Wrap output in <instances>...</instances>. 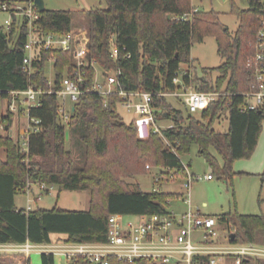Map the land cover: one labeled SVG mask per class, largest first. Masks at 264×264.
<instances>
[{
  "label": "trees",
  "instance_id": "obj_1",
  "mask_svg": "<svg viewBox=\"0 0 264 264\" xmlns=\"http://www.w3.org/2000/svg\"><path fill=\"white\" fill-rule=\"evenodd\" d=\"M106 1L107 8L88 11L89 57L103 70H121L124 89L154 93L179 89L173 83L174 76L183 68L196 70L193 45L213 36L223 62L216 68L204 67L205 76L194 74L193 82L200 91L225 94L201 111L200 117L174 106L166 97H156L155 105L161 108L156 120L170 119L173 126L163 129V135L153 133L141 139L134 123L119 112L118 95L105 99L94 92L82 94L73 103L70 121L65 125L60 120L58 95L45 93L41 105L30 110L31 117L41 120L42 130L30 134L28 164L19 142L9 134L14 114L4 113L0 106V244L47 243L56 239L54 235H65L75 242L106 241L112 214L170 215L169 200L179 197L178 193L133 189L126 180L144 174L147 164L159 167L166 176L169 170L185 176L182 155L197 145L213 172L230 182L235 175L234 162L250 158L256 149L264 110L245 109L243 93L256 84L255 71L248 62L254 55L253 42L264 18V0H248L247 8L232 3L231 13L240 20L234 33L221 21L218 11L199 7L193 11L192 0ZM191 12L189 20L174 18ZM72 19L71 10L46 8L41 11L40 24L47 31L66 33L73 29ZM11 36L10 42L0 28V89L24 90L34 85L59 90L71 72L72 55L43 50L34 73L28 75L22 68L25 29L14 27ZM114 47L117 56L113 55ZM51 55L56 58L53 86L46 74ZM213 70L220 73L215 83L207 77ZM93 76L94 69L90 67L87 83ZM224 114L229 126L223 131L217 129L216 123ZM67 129L71 148L67 147ZM260 177L264 190V172ZM28 182L57 185L60 191L89 190L90 207H36L26 211L17 205L16 197L25 193ZM219 219L234 231L237 241L264 244V214L235 209ZM41 261L56 264L52 254H42ZM256 263L264 264V259ZM68 264L92 263L79 260ZM110 264L131 263L113 259Z\"/></svg>",
  "mask_w": 264,
  "mask_h": 264
},
{
  "label": "built area",
  "instance_id": "obj_2",
  "mask_svg": "<svg viewBox=\"0 0 264 264\" xmlns=\"http://www.w3.org/2000/svg\"><path fill=\"white\" fill-rule=\"evenodd\" d=\"M195 6L193 11H197ZM0 11L8 14V17L0 23V28L11 42V31L25 29L26 44L23 59V71L31 75L35 71V64L41 59L43 50H61L72 55V68L66 75L62 87L55 90L50 87L45 90L42 87L30 85L24 90L0 89V106L5 112H12L15 118L26 116L24 128L13 137L12 129L9 134L19 142L21 152L26 154L25 163L29 162V137L33 132L42 130L41 120L31 117L32 107L41 105L42 96L45 93H55L60 99V120L67 125L70 121L71 108H67L65 98L69 97L74 103L84 93H97L107 99L111 95L121 98L119 105L134 115L131 122L134 123L138 137L148 139L151 134H162L163 127L157 123L156 112L161 108L155 105V99L163 97H179L192 114L200 113L207 109L211 102L225 94L222 91H200L193 82V68H183L173 78V83L179 89L172 92H150L141 90H126L123 88L122 71L103 70L96 60L89 57V32L87 29H72L61 33L47 31L40 24L41 10L35 0H0ZM192 12L181 16H174L180 20L192 18ZM254 55L249 58V65L255 71L254 89L244 92L246 97L245 109L264 110V18L260 22L255 40L253 42ZM113 55L117 56V48H113ZM56 58L51 55L47 62L48 83L53 86L54 64ZM94 69L93 80L87 83L88 69ZM52 77V78H51ZM189 78L190 81H187ZM173 123L165 128H170ZM3 129V126H1ZM150 168V165L147 166ZM187 180L184 187L187 189V197L184 200L189 205L188 211L177 214L170 211V215L141 214L121 215L112 214L109 217L108 234L106 241L102 242H75L66 236L57 237L47 243L0 244V251H12L29 253L36 251L42 254H52L63 257L67 262L84 260L92 264H110L113 259L135 264L144 261L147 264H244V261H256L264 259V244L255 242H240L231 240L234 231L227 228V241L222 240L219 229L220 219L194 210L191 205L190 189L194 180L205 178L214 179L213 174L196 176L184 165ZM159 173L162 174L160 170ZM177 176L175 171L169 170L167 180ZM160 181V177L157 178ZM33 183L28 182L25 190L27 205L26 211L33 209V203L41 198V194L30 191ZM40 190H50L51 185L37 183ZM200 232V234H197Z\"/></svg>",
  "mask_w": 264,
  "mask_h": 264
},
{
  "label": "rangeland",
  "instance_id": "obj_3",
  "mask_svg": "<svg viewBox=\"0 0 264 264\" xmlns=\"http://www.w3.org/2000/svg\"><path fill=\"white\" fill-rule=\"evenodd\" d=\"M47 9H65L73 12L72 25L73 28L87 29L88 30V11L96 8H107L106 0H44ZM235 2L241 8L249 6L248 0H192V3L203 10H216L220 13L221 21L227 25L232 33H234L240 23L239 18L231 13L232 3ZM8 14L0 11V23L3 22ZM192 57L194 58L195 76L203 78V68H216L222 62L223 58L218 52L217 41L213 36H208L201 43H196L192 47ZM217 70H213L207 74L211 83H215L219 76ZM52 78V77H51ZM196 85V82L194 81ZM167 100L176 107L185 109L186 106L179 97H167ZM67 108H71L73 102L69 97L65 98ZM119 112L126 121L131 122L134 115L133 112L127 111L123 105H119ZM200 117V113L196 114ZM16 121V122H15ZM15 122V124H14ZM157 123L165 129L168 124L172 123L170 119H163ZM26 124V116L21 115L19 119L13 121V137L16 138L18 133L24 128ZM67 147L71 148L70 132L67 129ZM182 161L189 167L190 172L196 176H203L205 174H213L214 179L208 180L200 178L194 180L190 189L192 209H200L201 212L220 217L223 213L236 209L253 214H264V190L262 189V181L258 175H245L237 174L233 176L232 181L226 182L213 172L212 167L208 164L205 157L199 153L197 145H193L191 151L182 155ZM221 162L222 158L219 157ZM248 159V158H242ZM239 160V159H238ZM237 161V160H236ZM235 161V162H236ZM234 162V164H235ZM233 164V168H234ZM150 165V164H149ZM144 174H139L133 178H127L131 188L141 189L143 191L160 190L166 193H178L180 196L171 198L169 200L168 209L177 214L185 213L188 211L189 205L184 202L188 193L184 187V182L187 180L186 176H175L172 180H167V174L159 173L160 168L150 165ZM160 177V181L157 178ZM38 188V187H36ZM41 198L37 199L33 206L51 209L55 206L69 209V210H87L90 207V192L89 190L75 191L64 190L60 191L59 186L53 185L47 192L45 190L37 189ZM36 190V191H37ZM19 203L26 200L25 194H19ZM206 203V205H204ZM219 229L221 238L227 241V224L220 221ZM197 234H200L198 232ZM55 237H63V235H54ZM13 253V252H12ZM22 259V264H27V255L24 253L14 252ZM29 264H42L41 253L33 251L29 253ZM17 259V258H16ZM56 264H68L65 259L55 256ZM152 264V263H151ZM158 264V263H154Z\"/></svg>",
  "mask_w": 264,
  "mask_h": 264
},
{
  "label": "crops",
  "instance_id": "obj_4",
  "mask_svg": "<svg viewBox=\"0 0 264 264\" xmlns=\"http://www.w3.org/2000/svg\"><path fill=\"white\" fill-rule=\"evenodd\" d=\"M17 119H19V118H17ZM14 120H16L15 117H14L13 121ZM15 122H14V124H15ZM12 125H13V123H12ZM228 126H229L228 120L226 119L225 114H224L216 123V127H217V129L224 131V130L228 129ZM12 127L13 126H11V129H13ZM233 169H234V172L237 174L258 175L259 177H260V174H262L264 172V122H263L261 135L259 137L258 144L256 146V149H255L253 155L248 159L237 160L234 164ZM36 187L40 188V186L37 183H33L30 187V191L34 194L38 193V190H37L38 188H36ZM22 195H24V194H22ZM16 203L19 207L25 208L27 205V200H25L24 204L19 203V198L17 196L16 197ZM204 205H206V203H204ZM33 208H36V206H33ZM236 210L240 213H246V211L241 212L237 207H236ZM230 211H233V210H230ZM63 236H65V235H63ZM55 238H57V237H55ZM13 253H12V251H0V264H22V259L16 255H13ZM29 262H30V258L27 257V264H29ZM249 264H257V263H256V261H252Z\"/></svg>",
  "mask_w": 264,
  "mask_h": 264
},
{
  "label": "water",
  "instance_id": "obj_5",
  "mask_svg": "<svg viewBox=\"0 0 264 264\" xmlns=\"http://www.w3.org/2000/svg\"><path fill=\"white\" fill-rule=\"evenodd\" d=\"M35 2L37 3V5H38V7H39V9L41 11H44L46 9L44 0H35ZM2 35H3V37L6 36V34L3 31H2ZM230 237H231V240H234L235 237H236V234L235 233H231Z\"/></svg>",
  "mask_w": 264,
  "mask_h": 264
}]
</instances>
